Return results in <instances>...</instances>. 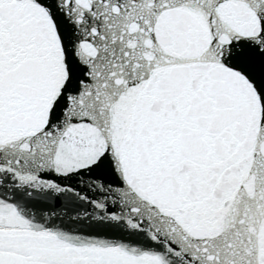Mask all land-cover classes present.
I'll return each mask as SVG.
<instances>
[{
	"label": "snow or ice",
	"instance_id": "obj_1",
	"mask_svg": "<svg viewBox=\"0 0 264 264\" xmlns=\"http://www.w3.org/2000/svg\"><path fill=\"white\" fill-rule=\"evenodd\" d=\"M0 264H264V0H0Z\"/></svg>",
	"mask_w": 264,
	"mask_h": 264
}]
</instances>
